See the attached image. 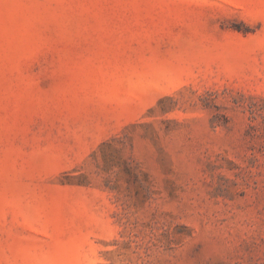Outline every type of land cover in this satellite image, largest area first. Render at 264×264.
<instances>
[{
  "label": "rangeland",
  "instance_id": "rangeland-1",
  "mask_svg": "<svg viewBox=\"0 0 264 264\" xmlns=\"http://www.w3.org/2000/svg\"><path fill=\"white\" fill-rule=\"evenodd\" d=\"M0 264H264V0H0Z\"/></svg>",
  "mask_w": 264,
  "mask_h": 264
}]
</instances>
